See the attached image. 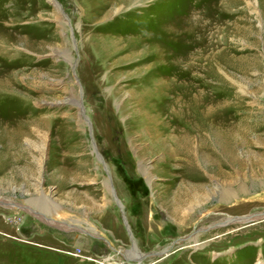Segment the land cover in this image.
<instances>
[{"label": "rangeland", "instance_id": "1", "mask_svg": "<svg viewBox=\"0 0 264 264\" xmlns=\"http://www.w3.org/2000/svg\"><path fill=\"white\" fill-rule=\"evenodd\" d=\"M261 215L264 0H0V264H264Z\"/></svg>", "mask_w": 264, "mask_h": 264}, {"label": "bare ground", "instance_id": "2", "mask_svg": "<svg viewBox=\"0 0 264 264\" xmlns=\"http://www.w3.org/2000/svg\"><path fill=\"white\" fill-rule=\"evenodd\" d=\"M146 174V173H145ZM148 174V173H147ZM106 188H107V190L109 191V193H110V188H109V186L107 185L106 186ZM225 197V196H224ZM176 199H177V197H176ZM182 201V199L181 198H179V200H178V202L176 203V204H179L180 202ZM118 203V202H117ZM3 204V203H2ZM119 204V203H118ZM49 207V206H48ZM54 213V212H53ZM53 214H51L50 216H52ZM259 220H264V215H261V217H256V216H251V217H247L245 220H241V219H235V220H232L231 222H233V223H239V224H245V223H251V222H257V221H259ZM44 222L46 223V224H48L49 226H51V227H57V228H60V229H63V230H65V231H74V230H76V229H74V228H69V227H66V226H62V225H59V224H55L54 223V221H52V219H50V218H45L44 219ZM232 223V224H233ZM198 245L195 243V242H193V244H191L190 246H189V248H192V249H195L196 247H197ZM130 256H131V259L132 260H135V261H137V262H139V260H140V257H139V255L137 254V252H135L134 251V248H132V250H131V252H130Z\"/></svg>", "mask_w": 264, "mask_h": 264}, {"label": "built area", "instance_id": "3", "mask_svg": "<svg viewBox=\"0 0 264 264\" xmlns=\"http://www.w3.org/2000/svg\"><path fill=\"white\" fill-rule=\"evenodd\" d=\"M96 263H97V264H104V263H102V262H100V261H96Z\"/></svg>", "mask_w": 264, "mask_h": 264}, {"label": "water", "instance_id": "4", "mask_svg": "<svg viewBox=\"0 0 264 264\" xmlns=\"http://www.w3.org/2000/svg\"><path fill=\"white\" fill-rule=\"evenodd\" d=\"M125 223V222H124ZM126 225V224H125Z\"/></svg>", "mask_w": 264, "mask_h": 264}]
</instances>
